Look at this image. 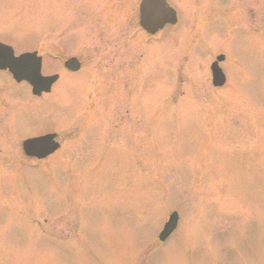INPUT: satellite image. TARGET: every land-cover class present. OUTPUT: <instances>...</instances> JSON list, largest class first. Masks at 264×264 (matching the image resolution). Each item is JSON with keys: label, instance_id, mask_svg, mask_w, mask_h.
Segmentation results:
<instances>
[{"label": "rangeland", "instance_id": "obj_1", "mask_svg": "<svg viewBox=\"0 0 264 264\" xmlns=\"http://www.w3.org/2000/svg\"><path fill=\"white\" fill-rule=\"evenodd\" d=\"M216 1L149 41L142 0H0V42L60 76L40 99L0 73V264H264V5ZM46 132L61 150L27 159Z\"/></svg>", "mask_w": 264, "mask_h": 264}, {"label": "water", "instance_id": "obj_2", "mask_svg": "<svg viewBox=\"0 0 264 264\" xmlns=\"http://www.w3.org/2000/svg\"><path fill=\"white\" fill-rule=\"evenodd\" d=\"M141 26L150 34L162 30L167 24L176 23V13L168 7L167 0H143L140 6ZM224 61V56L218 58L213 64V84L221 87L226 83V77L219 67V62ZM72 63V62H71ZM71 67V65H68ZM0 70H9L18 82L27 81L33 86V92L40 95L50 92L52 85L58 76H42V60L37 53L24 54L16 57L13 48L0 43ZM56 135L31 139L23 144L24 151L28 157L46 158L54 153L59 144L55 141ZM178 214L170 216L164 230L160 234V240L166 241L174 232L178 224Z\"/></svg>", "mask_w": 264, "mask_h": 264}, {"label": "flooded vegetation", "instance_id": "obj_3", "mask_svg": "<svg viewBox=\"0 0 264 264\" xmlns=\"http://www.w3.org/2000/svg\"><path fill=\"white\" fill-rule=\"evenodd\" d=\"M171 1L172 2H174V4L172 5L171 4ZM175 1H176V3H175ZM182 1L183 2H185L186 3V1H188V0H167V3H168V5L171 7V8H173L174 10L176 9V6H178V7H181V4H178L179 2L180 3H182ZM192 1V3L190 2V4H191V6H193L194 8L196 7V8H201V7H208V6H216V5H218L217 4V1L216 0H201L202 1V6L201 7H199L200 6V4L199 5H197V4H195V3H193L194 1L193 0H191ZM197 1V0H196ZM233 1H235L236 3L233 5ZM251 1L252 0H222V2L226 5L225 7H227V8H231V7H234V8H236L235 6H237V7H239V9H243L244 10V12H246L245 11V9L244 8H247V7H249L250 6V3H251ZM204 4V5H203ZM261 4H263L264 5V2L263 1H260V0H258V1H254V6H255V8L256 7H258L259 5H261ZM249 24H251V22L248 20L247 21ZM180 24V21L178 20V22H177V25H179ZM176 25V26H177ZM170 26H167V28H169ZM236 27H240V28H243V29H246V28H249L250 29V27L249 26H247L246 24H245V22H241V23H239V24H237V26ZM259 28H260V26H259ZM166 30V27L162 30V31H160L159 33H161V32H164ZM257 29H255L254 30V33H256L255 31H256ZM259 31V30H258ZM260 31H262V29L260 30ZM144 35L148 38V40L150 41L151 40V38L150 37H148L147 35H146V33H144ZM144 36V37H145ZM165 39V37H163V40ZM148 41V42H149ZM150 43H153L152 41L150 42ZM98 53V52H97ZM49 55H52V56H55V57H57V56H62L63 58H64V61H70V60H77V61H75V62H73V63H71V66H74V67H76L77 69H78V71L77 72H72V71H67V72H69V73H71L72 75H76V74H79V73H81L84 69V60H83V58L84 57H80V55H77V56H69V55H65L64 53H60V52H50V53H48ZM91 54H93V53H87V56L89 55V56H91ZM96 54V53H95ZM39 55L40 56H42L40 53H39ZM221 55H224V54H221ZM219 56V55H218ZM42 58V63L44 64V58H43V56L41 57ZM226 60V59H225ZM63 61V62H64ZM58 62V64H60V62L59 61H57ZM222 64V63H221ZM60 66H62V63L60 64ZM62 68V67H61ZM45 76H48V75H45ZM8 79H9V76H6ZM60 81V78L58 79V81L54 84V86L58 83ZM53 86V87H54ZM53 89V88H52ZM45 94H43L41 97H39L40 99L44 96ZM32 108V107H31ZM35 109V108H34ZM88 118V119H90L91 121L90 122H92V118H93V120L95 121L96 120V118L97 117H95V116H92V117H89V116H87V117H83V116H80V118H79V120H85L86 121V119ZM76 129H78V128H76ZM79 130H81L80 128H79ZM51 133H54V132H46V133H42V134H39V135H36V136H34V137H31V138H27L26 140H28V139H33V138H37V137H41V136H44V135H47V134H51ZM78 134H80V133H78ZM73 135H77V134H73ZM25 141V140H24ZM57 141L61 144V147H60V149L57 151V152H55L53 155H55L56 153H58L60 150H61V148H62V143H61V141L59 140V137L57 138ZM173 212H175V211H173ZM172 212V213H173ZM167 221V220H166ZM166 221H165V223H166ZM164 223V224H165ZM179 226H180V220H179V223H178V227H177V229L174 231V233L165 241V242H160L159 241V238H158V242L160 243V244H163V243H167L171 238H172V236L178 231V228H179ZM163 227H164V225H163ZM161 231H162V229H161ZM159 233H160V231H159ZM158 233V234H159ZM158 236V235H157Z\"/></svg>", "mask_w": 264, "mask_h": 264}]
</instances>
